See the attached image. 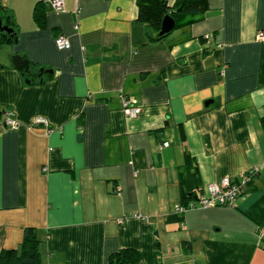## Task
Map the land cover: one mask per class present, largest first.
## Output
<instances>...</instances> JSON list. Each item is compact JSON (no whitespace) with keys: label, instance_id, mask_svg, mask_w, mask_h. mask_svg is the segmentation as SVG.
Segmentation results:
<instances>
[{"label":"crops","instance_id":"obj_1","mask_svg":"<svg viewBox=\"0 0 264 264\" xmlns=\"http://www.w3.org/2000/svg\"><path fill=\"white\" fill-rule=\"evenodd\" d=\"M0 16L17 37L0 42V252L34 227L42 264H264V0H207L159 40L137 0H0ZM253 170L233 206L175 212Z\"/></svg>","mask_w":264,"mask_h":264},{"label":"trees","instance_id":"obj_2","mask_svg":"<svg viewBox=\"0 0 264 264\" xmlns=\"http://www.w3.org/2000/svg\"><path fill=\"white\" fill-rule=\"evenodd\" d=\"M138 16L137 21L144 23L151 33L159 30L162 17L170 13L176 21V28L200 21L203 12L207 9V0H176L174 6H169L167 0H137ZM1 17V16H0ZM35 18L38 22L42 21L40 10H36ZM5 20V21H3ZM3 23L14 27L12 18L2 19ZM6 22V23H5ZM5 32L0 33V42L12 41ZM255 175V174H254ZM252 176L246 188L251 185L254 178ZM193 193L188 195V199ZM136 258L137 254H133ZM0 264H42L39 252V239L34 227H26L23 233V239L18 249H3L0 252Z\"/></svg>","mask_w":264,"mask_h":264},{"label":"built area","instance_id":"obj_3","mask_svg":"<svg viewBox=\"0 0 264 264\" xmlns=\"http://www.w3.org/2000/svg\"><path fill=\"white\" fill-rule=\"evenodd\" d=\"M53 8L56 11L64 10V0H50ZM258 39H264V32H260ZM55 45L59 49H67L70 47V41L66 36L59 35L54 39ZM122 112L127 117H136L140 114L141 108L136 99L127 97L123 93L119 94ZM46 124V120L40 119L37 123ZM4 123L11 127L17 128L16 120L10 116L6 117ZM48 129L47 132H50ZM169 142H164L163 146H167ZM255 170L248 171L242 174L238 179L232 180L224 177L217 183H211L203 188H198V192L193 194L186 202L176 204L174 207L175 212L184 213L188 210L196 208H212L216 206H233L237 199L245 192L247 183L250 182ZM136 217L146 219L144 216L137 214ZM259 235L264 238V225L259 228Z\"/></svg>","mask_w":264,"mask_h":264},{"label":"water","instance_id":"obj_4","mask_svg":"<svg viewBox=\"0 0 264 264\" xmlns=\"http://www.w3.org/2000/svg\"><path fill=\"white\" fill-rule=\"evenodd\" d=\"M176 28V21L170 13L165 14L160 22L159 30L152 34L153 39L159 40L169 35ZM5 32L8 38L13 39L17 42V37L15 36V31L12 27L3 23L0 17V33ZM12 65L18 70H28V59L22 57L19 54H14L11 56ZM42 70V69H41ZM49 72H52L49 70Z\"/></svg>","mask_w":264,"mask_h":264},{"label":"rangeland","instance_id":"obj_5","mask_svg":"<svg viewBox=\"0 0 264 264\" xmlns=\"http://www.w3.org/2000/svg\"><path fill=\"white\" fill-rule=\"evenodd\" d=\"M5 46H6L5 43H2V44L0 45V49H1V48H2V49L5 48Z\"/></svg>","mask_w":264,"mask_h":264}]
</instances>
